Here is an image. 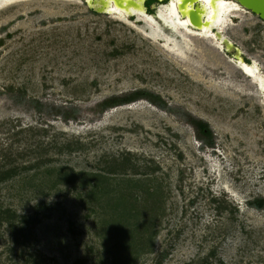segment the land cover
I'll return each instance as SVG.
<instances>
[{"label":"rangeland","instance_id":"1","mask_svg":"<svg viewBox=\"0 0 264 264\" xmlns=\"http://www.w3.org/2000/svg\"><path fill=\"white\" fill-rule=\"evenodd\" d=\"M9 2L0 160L27 154L13 156L25 168L0 184V207L36 218L31 244L45 264H264V207L252 204L264 203V101L237 59L193 35L206 57L186 65L151 39L159 20L85 0ZM225 17L222 35L264 76V20L242 7ZM135 90L166 108L146 98L96 107ZM72 107L77 118L65 119ZM13 232L0 222V264L22 250Z\"/></svg>","mask_w":264,"mask_h":264},{"label":"bare ground","instance_id":"2","mask_svg":"<svg viewBox=\"0 0 264 264\" xmlns=\"http://www.w3.org/2000/svg\"><path fill=\"white\" fill-rule=\"evenodd\" d=\"M89 1L100 9L117 13L121 18H127L131 13L136 15L137 20L145 22L158 18L145 14L144 0ZM14 2L15 0H10L9 4ZM237 7L240 5L233 0H170L167 5H161L158 9L157 14L163 20L162 22L159 20V23H162V29L150 27L151 39L161 41L165 50L184 64L198 66L206 55L192 39L193 35L207 39L214 37L215 45L219 49L232 50L233 43L222 35V31L226 30L228 24L225 16ZM193 11L197 16L195 24L191 19ZM236 53L240 69L245 71L244 73L250 77L251 82L259 87L264 101V76L258 73L257 63L247 64L244 62L241 52L238 50ZM211 171L215 173L218 171L213 162Z\"/></svg>","mask_w":264,"mask_h":264},{"label":"trees","instance_id":"3","mask_svg":"<svg viewBox=\"0 0 264 264\" xmlns=\"http://www.w3.org/2000/svg\"><path fill=\"white\" fill-rule=\"evenodd\" d=\"M152 2H155V0H148L147 4H150ZM152 11V9H149ZM143 97L148 98L150 101L158 103L162 108H166L165 101L162 100V98L157 95L153 94L151 92H148L147 90H138L134 93L128 94L125 97H119V96H114V97H109L103 101H100L96 107L99 110L100 113L104 112L106 109L110 107H114L120 104H127L130 102H133L135 100L141 99ZM37 109L42 112L44 111L43 106L41 103L38 101L37 104ZM55 109V108H54ZM60 109L62 110L61 107L55 109V113L58 115L60 114ZM79 112V108L77 107H72V111H66L64 113V118L65 119H76L77 118V113ZM191 123H193L201 133V135H210L211 133L208 130V124L206 122H203L201 120H195L191 119ZM209 131V132H207ZM210 142H212V139H210ZM24 154H27L22 151L15 152L13 150H4L2 153V158L0 160V184L8 181L15 175H17L20 172V169L25 168V166L20 168L19 166L15 165V158L13 156L19 155L23 156ZM256 207H264V203L261 202H255L252 203ZM15 220H18L17 223H15ZM0 222H6L9 229L13 232V239L14 242L18 245L22 246V250L18 252L17 254V260L14 262V264H45V256L41 254L38 251H35L32 249V244L31 240L33 238V229L35 228V224L37 223L36 218H32L30 215H20L19 219L18 216L9 208L2 209L0 207Z\"/></svg>","mask_w":264,"mask_h":264},{"label":"water","instance_id":"4","mask_svg":"<svg viewBox=\"0 0 264 264\" xmlns=\"http://www.w3.org/2000/svg\"><path fill=\"white\" fill-rule=\"evenodd\" d=\"M156 1H157V4L152 5L151 6L152 9L158 8V6L162 4L161 2L163 0H156ZM233 1L237 2L240 5V7L245 8L248 11H251L253 14L258 15L259 18L264 20V0H233ZM85 2L88 4V6L90 8H93L95 11L102 12V13H108V14L109 13L115 14V12L113 13V12L98 8L97 6H95V4L93 2H90L89 0H85ZM143 6L145 8V13L147 14V7L145 6V0L143 2ZM157 12H158V9H156V14H154L153 16H155V17L157 16L158 18L157 17L156 18L162 22L163 20L160 16H158ZM134 15L135 14L131 13L128 16H134ZM196 18H197L196 12L193 11L191 14V19H192L194 24L196 23V20H197ZM233 48H234V46H233ZM238 50L239 49H237V51ZM244 62H245V60H244Z\"/></svg>","mask_w":264,"mask_h":264},{"label":"flooded vegetation","instance_id":"5","mask_svg":"<svg viewBox=\"0 0 264 264\" xmlns=\"http://www.w3.org/2000/svg\"><path fill=\"white\" fill-rule=\"evenodd\" d=\"M147 1L148 0H145V6L147 7V13H153L152 11H153V9L151 8V6L152 5H155V4H157V1L155 0V2H152V3H150V4H147ZM164 1L165 0H163L161 3L163 4L164 3ZM168 2V1H167ZM161 4V5H162ZM161 5H159L158 6V8H155V13L154 14H156V9H159V7L161 6ZM149 9H152V11H150ZM234 46V45H233ZM237 47H235L234 46V48L232 49V50H228V49H226L225 48V50L227 51V54H230V55H232L233 57H235V59H237ZM242 54V53H241ZM243 58H244V60H246L247 62L246 63H248L249 64V62H250V59H249V57L248 56H243ZM136 91H138V90H135V91H133V92H131V93H134V92H136ZM130 93V94H131ZM143 98H146V97H143ZM147 100H149L148 98H146ZM150 101V100H149ZM152 102V101H151ZM156 104V103H155ZM252 203H255V201L254 202H252Z\"/></svg>","mask_w":264,"mask_h":264}]
</instances>
